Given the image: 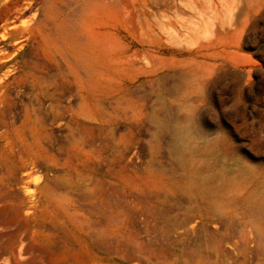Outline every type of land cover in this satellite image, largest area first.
Wrapping results in <instances>:
<instances>
[{"label":"rangeland","instance_id":"1","mask_svg":"<svg viewBox=\"0 0 264 264\" xmlns=\"http://www.w3.org/2000/svg\"><path fill=\"white\" fill-rule=\"evenodd\" d=\"M0 264H264V0H0Z\"/></svg>","mask_w":264,"mask_h":264},{"label":"bare ground","instance_id":"2","mask_svg":"<svg viewBox=\"0 0 264 264\" xmlns=\"http://www.w3.org/2000/svg\"><path fill=\"white\" fill-rule=\"evenodd\" d=\"M181 150V147L179 146V141H178V138L175 136V134H173V139H172V151H180ZM174 153V152H173ZM154 196V195H153ZM159 196H161V195H159ZM152 198V197H151ZM189 201H192V200H189ZM170 202V201H169ZM151 203V202H150ZM170 207V206H169ZM173 207V209H174V211L178 208V206H172ZM184 209H185V212H186V214L189 216H192V205H188V206H186V207H184ZM156 211V210H155ZM173 212V211H172ZM177 212H178V210H177ZM148 213H150V212H148ZM154 214V213H153ZM160 216V215H159ZM163 216H165L166 217V219L168 218V219H170L171 218V216H170V214L169 213H165ZM114 221H115V219H114ZM164 224V223H163ZM166 224V223H165ZM167 225V224H166ZM167 235V234H166ZM157 244V243H156ZM191 246V245H190ZM206 250H207V248H206ZM206 263V262H205Z\"/></svg>","mask_w":264,"mask_h":264}]
</instances>
